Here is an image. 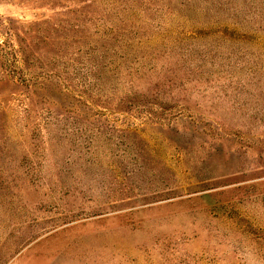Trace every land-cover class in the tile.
<instances>
[{"label": "rangeland", "instance_id": "rangeland-1", "mask_svg": "<svg viewBox=\"0 0 264 264\" xmlns=\"http://www.w3.org/2000/svg\"><path fill=\"white\" fill-rule=\"evenodd\" d=\"M0 264H264V0H0Z\"/></svg>", "mask_w": 264, "mask_h": 264}]
</instances>
